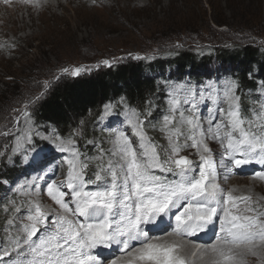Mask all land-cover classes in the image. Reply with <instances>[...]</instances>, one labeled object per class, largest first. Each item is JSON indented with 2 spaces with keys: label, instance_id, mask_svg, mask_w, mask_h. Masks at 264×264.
<instances>
[{
  "label": "rangeland",
  "instance_id": "obj_1",
  "mask_svg": "<svg viewBox=\"0 0 264 264\" xmlns=\"http://www.w3.org/2000/svg\"><path fill=\"white\" fill-rule=\"evenodd\" d=\"M226 1L219 2L226 5ZM230 1H240L242 9L246 7L247 11V15L226 11L229 23L241 28L237 33H233L234 27L211 23L208 0H0V92L5 89L4 83L12 79L11 75L21 77L31 67L40 68L39 74L24 76L22 96L0 117V166L9 165L15 168L11 171L18 170L13 179L9 176L1 179L4 186L0 191L1 209H5L9 217L0 229V264L20 263V259L28 254L24 250L30 246L37 247L30 264H42V255L48 253L42 243L46 236H56L50 217L56 216L58 223H62L63 217L70 218L64 205L50 199L51 183L55 184L73 172L78 173L77 177L85 174L82 167L89 171L98 168L97 172L101 171L104 176L97 175V184L88 185L85 192L76 190L73 196L81 199L85 195V199L111 204L116 219L121 217V210H126L130 217L127 222L131 225L136 224L131 207L134 203L133 186L137 181H141V185L135 195H143L144 199L154 196L156 205L162 207L175 197L182 201H187L188 197L193 200L194 196L187 195H191L196 186L195 190L200 187L207 190L208 182L213 184L216 190H222L226 201H230L229 208L224 205L225 215L232 216L242 232L250 234L257 230L258 236L257 242L230 250L227 255L220 254L216 261L219 264H264V259L258 258L259 252L256 251L264 244V173L259 178L246 174L227 176L229 167L223 158L228 151L226 133L232 138L233 132L239 138L240 131L243 139L249 138L252 142V135H255L263 142L264 86L259 89V101L242 99L237 83L223 74V70H217L223 65L213 58L208 70L195 79L189 74L178 75L174 80L166 79L167 84H163L166 96L160 100L156 98L155 116L153 108L146 113L129 106L120 108L119 101L106 103L96 126L98 138L89 142L79 139L83 124L72 129L73 137L63 138L53 128L37 124L29 111V106L50 87L54 77L63 78L71 73L91 74L101 66L129 59L154 61L151 57L171 45L183 44L197 50L199 47H194L197 46L194 41L198 46L199 42L205 41L206 52L213 47L233 48L237 39L264 45V0ZM216 13L221 15L222 12L216 9ZM160 22L172 25L170 33L182 24L186 40L177 37L176 32L172 33L176 38H169V42L168 38L159 39L160 33L155 28ZM191 32L201 35L191 40L194 35L191 36ZM144 73L149 74V71ZM201 76L204 79L199 81ZM162 104L165 105L163 108ZM246 104L253 106L250 114L243 112L242 107ZM39 140L46 146L35 145ZM261 142H256L259 149L252 142L256 148L253 151L264 147ZM243 148L241 146L240 150ZM62 150H67L68 154H61ZM50 157L53 159H48ZM165 164L175 171H166ZM133 165H136L135 170ZM218 165L223 166L222 180L216 174ZM225 166L228 168L224 169ZM185 167L194 175H189L187 180H184L186 176L180 175V169ZM41 173L49 175V182L40 181ZM240 178L246 181L234 182ZM253 183L263 190L253 187ZM147 187L150 192L139 194ZM55 196L57 200L59 196L68 199L63 189ZM153 212L154 209L145 208L140 216L148 220ZM72 214L77 216L75 211ZM68 222L65 237L73 243L80 238L77 225L83 222L78 218ZM183 222L180 219V224ZM119 224L125 225L124 222ZM115 227L114 222L107 229V240L114 237L121 240ZM40 230H44V234L37 233ZM140 233L143 234L141 230ZM156 235L146 237L147 247L138 249V252L130 251L127 258L110 257V260L96 261V264H159L161 260L165 261L166 251L176 248L172 246L165 250L167 243L154 242V238L163 235ZM217 239L209 244H193L196 250L189 256L190 260L195 259L196 252L201 258L206 257L214 247L217 249L218 243L234 246ZM52 240L55 245L58 243L56 237ZM59 248L66 249L59 245L56 253H60ZM119 252L125 254V248H120ZM247 254H253V258ZM89 255L91 252L86 246L78 247L74 258L67 256V262L58 260L55 264H90L94 261L88 258ZM176 262L174 264H184V261ZM51 263L54 262H44Z\"/></svg>",
  "mask_w": 264,
  "mask_h": 264
},
{
  "label": "trees",
  "instance_id": "obj_2",
  "mask_svg": "<svg viewBox=\"0 0 264 264\" xmlns=\"http://www.w3.org/2000/svg\"><path fill=\"white\" fill-rule=\"evenodd\" d=\"M208 1L209 7H211L210 14L207 9L205 10L209 14L212 24L220 27H234L232 28L233 33L241 31V28L235 26L234 23H229L226 11L231 14L245 12L244 14L247 15L246 7L242 9L243 3L227 0L224 5L219 2L220 0ZM216 9L221 10V15L216 13ZM168 23L157 24L155 30L160 33L159 39L168 38L167 42H169L171 38H176L172 36V33L176 32L177 37L186 40L182 33V24H179L180 30H178L179 26L175 24L178 29L170 33L172 25ZM190 35H193L190 37L193 40L195 36L198 37L201 34L191 32ZM196 42L193 43L197 45L194 47H199L197 50L190 49L183 44L181 46L171 45L166 49L163 47L157 54L158 56L156 55L157 57H151L154 61L144 58L129 59L113 65L101 66L91 74L74 75L71 73L63 78L62 76L54 77L50 87L34 100L31 107L29 106L31 116L37 124L53 128L63 138L73 137L72 129L81 123L83 128H81L82 134L79 139L85 142L96 140L98 138L96 126L106 103L119 101L121 102L120 108L129 106L146 113L149 108H153L152 114L155 116L157 115V108L154 107L156 98L160 100L159 98L166 96L163 84L167 83L164 81L166 79L174 80L178 75L185 76L187 74L190 78L195 79L208 70L213 58L223 65L217 70H223V74L237 83L238 90L242 91V99L251 98L259 101V89L264 86L263 44L237 39L234 41L236 46L233 48L213 47L210 52H206V42H199V46ZM238 63L241 65H237ZM38 68L39 66L31 67V70L24 71L21 77L11 75L12 79L4 83L5 89L0 92V117L6 109H10L12 103L22 96L25 87L21 83H24V76L39 74ZM144 71H149V74H145ZM3 76L8 75L4 74ZM203 79L204 76L198 78L199 81ZM162 80L163 83H161ZM161 106L163 108L165 105ZM242 108L244 114H250L249 110L253 109V106L246 104ZM36 144L41 147L45 143L39 140L35 142ZM11 169L15 168L9 165L0 166V191L4 188L1 179L12 177L18 171H11ZM91 170L90 175L95 172V169ZM1 207L3 204L0 203V229L3 228L9 217L6 210Z\"/></svg>",
  "mask_w": 264,
  "mask_h": 264
},
{
  "label": "bare ground",
  "instance_id": "obj_3",
  "mask_svg": "<svg viewBox=\"0 0 264 264\" xmlns=\"http://www.w3.org/2000/svg\"><path fill=\"white\" fill-rule=\"evenodd\" d=\"M210 118H212L211 120H213V117H210ZM221 133H222V130H221ZM226 135H227L226 145L228 147V151L225 154H223V153L222 154H223V158H224V163L227 164V166L229 167L228 171L226 172L227 176L235 175V174L236 175L241 174V173L233 172L234 170H232V166L234 165V162L240 159V157H239L240 154L246 155L249 152H251V153H253L256 156L257 162H259V160L264 162V147L261 150L253 151L251 142L249 140H242L240 132H239V135H240L239 138L235 137L233 135V132L231 134L232 138H230L229 134L226 133ZM201 141H203V140H201ZM240 142H242V143L239 146ZM256 142L257 141H254L255 144H257ZM263 142H264V138H263ZM263 142H261V143H263ZM220 144H222V143L220 142ZM257 145L259 146V144H257ZM241 146L244 147L242 150H240ZM250 146H251V149H250ZM259 148H260V146H259ZM232 149H235V151L237 153L236 157H235V159H228L227 158V154ZM56 151H58V150H56ZM60 152H61V154H68L67 150H65V151L62 150ZM49 153H56V152L50 151ZM51 156H53V154ZM66 157L69 158L70 155L66 156ZM48 159L52 160L53 157L52 158L50 157ZM134 167H136V165H133L132 168L134 169ZM228 167L225 166L224 169H226ZM222 169H223V166H221V165L217 166V173L216 174L219 176L220 180H222V175H221ZM207 171L209 172L210 177H211L210 170L208 169ZM261 171H264V168H262L260 170H254V171H252V172H250V173H248L246 175H255V176H257L259 178V177H262V174L264 173V172H261ZM188 172H189V168H186V167L182 168L180 170V175L182 177L186 176L184 178V180H187L188 176L191 175V173H188ZM77 174H78L77 172H73L72 173V177H75ZM40 176H41L40 181H48L49 182V175H43L41 173ZM230 177H232V176H230ZM262 178H264V177H262ZM235 181H236V183H239L240 181H246V179L240 178V179L234 180V182ZM50 182H51V180H50ZM137 183L141 184V182H138V181H137ZM137 183H135L134 186H133L134 187L133 188V190H134L133 192H135L136 188L138 187ZM51 184H53V185H51V189H49L50 199L52 201L54 199L53 203L56 202L58 204L64 205L66 207L67 211L69 212L68 216L70 218H64L62 216L63 217L62 223H58L57 219L55 221V217L56 216L50 217L52 219V224L54 225V227L52 229L56 232V236L55 237H56V239H58V243L55 245V242L52 240V239H55V237L54 238H51L49 236L45 237V240L43 241L42 246H43L44 250H46L48 253L42 255V264H44V262H47V261H52L54 263H51V264H55L56 261H58V260L60 261L61 259L69 256L71 253H74L76 251L75 244H80L81 243L82 235L87 234V235H91L93 237H96L100 233V231L98 229H96V227L91 225V224H88L89 226H84V227L80 226V225H77V229L80 232V238H78L75 241L76 243H71V240H67L65 235L68 233V229H69L68 220L69 219H74L75 220V219H77L80 216L77 217V216H74L72 214V212L74 210V206H73V204L71 202V196H70L71 193H70L69 188L67 187L68 185L66 183V179L62 178L57 183H55V184L51 183ZM231 184H232V182H231ZM212 185H211V183L209 184V182L207 184V192L210 193V195L215 198L214 201H213V204H211L210 207L199 206L198 204L193 203V202H189V201H180L178 199L177 200H173L172 204H175V206H176L175 211L173 213V218L184 217V216L187 215V213H191V215H189V217H188V219H190V224H196L197 222L203 221L204 220L203 217H209L211 215H212V217H217V218L219 217L221 223H224V224L227 223V225H226L225 228H222L221 233L219 234L220 235V237H219L220 239H217V240H222L223 242H226L229 245H234V246H228V245L225 246L224 244L217 242L218 243V244H216L217 249H214L215 247L213 246L214 247L213 250L211 252H209L206 257L202 256V258L200 257V253L196 252L195 259L191 261L189 256L196 250V248L192 247V245L193 244L198 245V244L195 243V242L190 241L189 239L183 238L185 236H183L179 230L170 229V230L158 233L160 235H163L162 237L154 238V240H155L154 242H156V243H167L166 246H165V250L168 247L171 248L172 246L176 248L175 250H173L171 252L170 251H166V253H165V251H164V253H165V261H167L168 264H174L177 260L179 261V263L181 261H184V264H219L216 261V259H219L221 257L220 254L227 255L230 250H235V249L239 250V248H244L243 245L257 242L256 241V239H258V236L256 235L257 230H253L250 234H246V233H244V232H242L240 230L239 225L235 224L234 218L232 216L225 215V208L226 207L224 205L228 206V208H229V205H231L230 201L229 200L226 201L227 197H223V193L221 192L222 190H220L219 188H217V190H216V188L213 187L214 185L213 186ZM253 187H255L257 189L260 188V189L263 190V188L260 185H258L257 183L254 184ZM61 189L64 190V195H67L68 199H66L63 196H59V200H57L55 195H57V193ZM122 193H123V191L120 192V194H122ZM67 200L71 202V207H70L69 202L67 203ZM154 205H156V203L153 202V201L137 202L135 205L132 206V208L134 210H136V211H142L145 208H149V207L154 206ZM203 207H204V209H203ZM55 210L57 211V209H55ZM122 219H127V217L125 215H123ZM135 220L139 221V218H135ZM229 223L232 224V228L229 227V225H228ZM37 233H43L44 234V230H42V231L40 230L39 232L37 231ZM34 237H36V235ZM146 241L142 242L140 245H138L135 248H133V246L129 247L127 249V251L125 252V254H123L121 256H118L116 254V255L112 256L113 258H110V259H115V258L116 259H118V258L119 259H124V258H127V257H129L130 251L136 250V252H138L137 251L138 249L147 247L145 245ZM213 241H215V240L212 239L209 243H211ZM59 245H60V247H63V248H66V249H60L59 248L60 249V253L59 252L56 253L55 249L58 250ZM35 248H37V247L30 246L28 250H24V251H26L28 253L27 256L23 257L22 259H20L21 262L20 263L16 262V264H30L31 263V258L33 257V253L35 252V250H34ZM21 250H23V249H21ZM256 251L259 252L257 254L258 255L257 257L258 258L260 257V259L261 258L264 259V244H261V246ZM256 251H255V253H256ZM95 252H97V251H95ZM177 255H178L179 259H177L178 258ZM247 256L250 259L253 258V254H247ZM130 257H133V256H130ZM110 259H108V260H110ZM104 260H107V259H104ZM104 260L102 262H104ZM165 261L161 260L159 262V264H166ZM118 262H119V260L116 261V263H118ZM144 262H146V260Z\"/></svg>",
  "mask_w": 264,
  "mask_h": 264
}]
</instances>
